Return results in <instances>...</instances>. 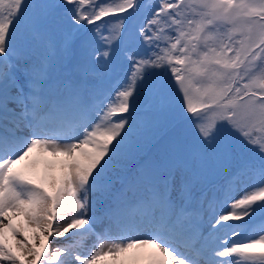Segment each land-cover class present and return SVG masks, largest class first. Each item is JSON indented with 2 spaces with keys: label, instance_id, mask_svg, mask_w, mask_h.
<instances>
[{
  "label": "snow or ice",
  "instance_id": "obj_1",
  "mask_svg": "<svg viewBox=\"0 0 264 264\" xmlns=\"http://www.w3.org/2000/svg\"><path fill=\"white\" fill-rule=\"evenodd\" d=\"M0 264H264V0H0Z\"/></svg>",
  "mask_w": 264,
  "mask_h": 264
},
{
  "label": "rangeland",
  "instance_id": "obj_2",
  "mask_svg": "<svg viewBox=\"0 0 264 264\" xmlns=\"http://www.w3.org/2000/svg\"><path fill=\"white\" fill-rule=\"evenodd\" d=\"M17 239H23V237L18 236ZM68 239V237L66 236L65 238H52V247H55L56 244L58 243H64L66 240Z\"/></svg>",
  "mask_w": 264,
  "mask_h": 264
}]
</instances>
